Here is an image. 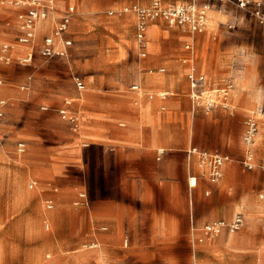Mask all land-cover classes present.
I'll use <instances>...</instances> for the list:
<instances>
[{
    "label": "crops",
    "instance_id": "crops-1",
    "mask_svg": "<svg viewBox=\"0 0 264 264\" xmlns=\"http://www.w3.org/2000/svg\"><path fill=\"white\" fill-rule=\"evenodd\" d=\"M194 1L209 5L201 31L158 18L148 24L140 45L136 13L124 8L147 7L151 0H56L57 13L67 5L75 8L64 36L72 41L71 32L85 43L73 48L71 43L66 56L34 61L48 72L46 95L55 91L64 96L62 102L70 98V110L80 117L77 131L60 127L51 133L55 144L50 174L61 186L79 185L86 191L90 234L98 246L75 254L73 264H82L89 254L103 258L106 246L107 263L177 264L178 258L189 262L190 251L184 247L195 243L193 237L200 235L204 223L231 221L236 213L243 214L237 208L243 198L252 196L256 187L264 191V23L247 14L252 3L243 9L232 0ZM252 1L260 2L264 11V0ZM6 12L14 36L16 8L6 7ZM51 26L50 18L44 20L37 38ZM94 27L106 33L94 35ZM25 53L24 47H14L11 61ZM71 62L78 70L92 71L82 78L83 90L67 86ZM190 73L204 75L208 90L231 81L226 98L230 108L207 111L203 99L196 103ZM31 83L22 86V95L13 90L9 94L17 101L28 100ZM132 84L139 88L131 89ZM250 113L258 131L253 167L246 168L241 163L243 120ZM192 146L230 156L218 181L210 182L197 155L188 154ZM191 176L196 178L194 186L188 184ZM258 197L264 200V192ZM244 224L235 232L223 229L196 242L199 264L237 262L239 235L232 234Z\"/></svg>",
    "mask_w": 264,
    "mask_h": 264
},
{
    "label": "rangeland",
    "instance_id": "rangeland-1",
    "mask_svg": "<svg viewBox=\"0 0 264 264\" xmlns=\"http://www.w3.org/2000/svg\"><path fill=\"white\" fill-rule=\"evenodd\" d=\"M247 14L254 17V7ZM10 15L6 7L0 6V43L13 38V32L9 31L12 28ZM240 16L243 17L244 12ZM92 32L97 36L101 32L106 33L97 28ZM69 36L71 48L85 44L84 38L77 41L71 32ZM49 58L38 56L29 63L14 58L8 65H0V99L6 100L0 115V264H73L75 254L98 247L89 248L97 243L90 234L89 199L79 197L86 191L79 185L61 186L50 174V160L54 157L51 146L55 144L51 138L52 130L69 128L70 125L57 112L64 96H57L60 93L55 91L46 95L43 88H46L45 74L48 72L34 65L35 59L48 61ZM68 71L67 86L70 87H74V77L82 79L92 72L89 69L78 70L72 62ZM30 80L32 85L26 90L28 100L17 101L9 94L11 90L23 94L22 86ZM28 109L37 113H23ZM8 110L14 113H6ZM18 141L26 144L23 153L16 150ZM259 178L263 176L259 174ZM30 180L36 181L33 188L28 186ZM261 192L264 191L256 187L253 195L243 198L237 206L245 216L244 228L232 234L239 235V260H213L204 264H264V200L258 197ZM46 200L52 201V208H46ZM45 223L49 224L48 228H45ZM193 238L191 244L199 243L200 239L202 242L209 240L211 236L200 231V235ZM195 243L192 244L194 247ZM192 245L184 247L185 252L190 251L189 262L178 258L177 264H199L196 247ZM104 249L105 252L100 254L103 258L89 254L82 264H107V246ZM117 263L120 262L108 264Z\"/></svg>",
    "mask_w": 264,
    "mask_h": 264
},
{
    "label": "built area",
    "instance_id": "built-area-1",
    "mask_svg": "<svg viewBox=\"0 0 264 264\" xmlns=\"http://www.w3.org/2000/svg\"><path fill=\"white\" fill-rule=\"evenodd\" d=\"M237 6L240 8L247 7L250 3L254 4V14L258 17L260 23H264V11L260 9V2L252 0H236ZM0 6L14 7L15 21L14 25L16 33L12 40L0 43V63L9 64L11 62L10 50L16 46L24 47L26 53L19 57V60L24 63H29L35 55L41 57L52 56H66L67 49L72 41L64 36L67 31L71 16L75 12L73 5H67L60 13H57L56 0H0ZM209 5L206 3L197 4L194 0L190 2H173L164 4L162 0H151L147 7L138 5H131L125 7L124 10H132L136 13V40L142 45L144 43V32L148 24L158 18H163L169 25L187 26L190 31H201L206 22V10ZM50 18L52 26L50 31L46 32L41 39L37 38L38 27L41 23ZM188 47V46H187ZM140 55H144L140 51ZM191 98L198 103L203 99V106L207 111L216 106L223 108H230L226 98L232 88V82L227 83L221 87L208 90L204 87L205 77L202 74L195 75L190 73L188 75ZM74 84L78 90H83L85 85L83 80L78 76L74 77ZM138 84H132L131 89L137 90ZM72 100L65 98L62 104L57 108V112L61 119L68 122L70 129L77 131L80 127V117L74 111L70 110ZM6 105L5 99H0V115L2 108ZM46 108V107H43ZM244 131L242 135L243 153L241 163L246 168L253 167V144L258 131V122L256 117L250 113L243 120ZM26 144L24 141L16 143V150L18 153L25 151ZM188 154L197 155L198 165L203 170L207 179L210 182L218 181L222 176V167L226 161L230 159L228 154H221L217 152H209L206 150H199L192 146L188 150ZM196 178L191 176L188 178L189 186H194ZM36 184L35 180H30L29 188H33ZM79 197L85 198V193H80ZM46 208L53 207L51 200H46ZM244 224V216L241 212L234 215L231 221L212 220L204 223L201 226V231L204 235L216 236L227 229L229 232L239 230ZM49 224L45 223V228ZM108 264V263H107ZM121 264V263H117Z\"/></svg>",
    "mask_w": 264,
    "mask_h": 264
},
{
    "label": "bare ground",
    "instance_id": "bare-ground-1",
    "mask_svg": "<svg viewBox=\"0 0 264 264\" xmlns=\"http://www.w3.org/2000/svg\"><path fill=\"white\" fill-rule=\"evenodd\" d=\"M219 11V10H218ZM212 13V12H211ZM212 15H213V13H212ZM211 15V16H212ZM222 15H223V13H222ZM220 16H221V14H220ZM221 19V18H220ZM241 54V53H240ZM232 59H234V58H232ZM234 62H235V60H234ZM239 62V61H238ZM234 64V63H233ZM236 64V63H235ZM239 64V63H238ZM232 66V65H231ZM233 67V66H232ZM212 74V73H211ZM255 76V75H254ZM249 78H250V76H249ZM237 79V78H236ZM206 80V79H205ZM238 81V80H237ZM208 82V81H207ZM238 82H240V81H238ZM237 83V82H236ZM250 94V93H249ZM249 97H251V96H249ZM250 99V98H249ZM259 99V98H258ZM259 101V100H258ZM263 102V101H262ZM250 103V102H249ZM254 103V102H253ZM251 104V103H250ZM80 128V127H79ZM224 240V239H223ZM95 246H97V244H92V245H90V247H95Z\"/></svg>",
    "mask_w": 264,
    "mask_h": 264
}]
</instances>
